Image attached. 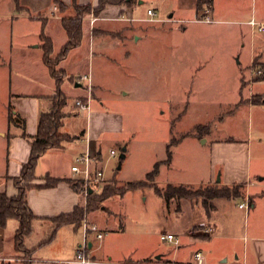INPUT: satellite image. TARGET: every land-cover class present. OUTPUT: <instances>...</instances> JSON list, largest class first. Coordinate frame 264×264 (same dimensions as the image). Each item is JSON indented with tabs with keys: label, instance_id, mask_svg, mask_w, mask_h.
Listing matches in <instances>:
<instances>
[{
	"label": "crops",
	"instance_id": "obj_1",
	"mask_svg": "<svg viewBox=\"0 0 264 264\" xmlns=\"http://www.w3.org/2000/svg\"><path fill=\"white\" fill-rule=\"evenodd\" d=\"M54 1L19 0V5L22 7L19 10L15 3L17 11L15 13H18V16H13L14 20L9 21L7 25L11 27L12 33L14 26L17 27L20 24L17 23L20 22L18 19H21L24 22L22 24L29 27L27 36L29 40L27 42L11 40L0 47V54L5 53V62L9 67V73H7L9 105L13 106L26 120V132L29 136L24 138L21 127L10 125L9 121L5 127H0V141L2 144L4 143L5 151L3 164L0 165V194L5 193L9 197H15L19 193L15 179L20 176L23 165L30 156L31 144L38 132L40 116L54 107V98L57 95V83L44 62V50L40 39L42 32L51 39L54 58L59 56L62 48L68 42V34L63 26L64 16L54 6ZM60 1H63L69 8L74 2V0ZM77 2L80 5L95 7L99 0H77ZM182 2L183 0H175L174 14L168 18L159 17L160 13L156 7H149L147 9L149 18H144L140 12V7L144 2L136 0V4L133 5L127 3L108 5L99 18L89 16L84 19L82 45L72 50L59 66L67 72V77L61 84V91L68 98V105L63 109L67 117L64 119L62 132L78 137V139L67 143L63 149L48 151L40 159L36 173L43 167L44 174L37 175V180L33 184L43 186L46 183L44 180L46 175L62 179V181L56 187L33 188L28 191L27 197L30 208L38 220L35 222L34 233L25 242L24 249L17 248L15 243V234L20 226L19 220L10 219L4 227H0V264H75L73 261L77 250L83 242L82 228L77 230L72 225L60 228L58 232L71 226L75 235L70 240L69 247L51 248L58 234L48 242L51 227L50 223L44 219L70 214L74 212L77 206H82L84 209L87 206L88 199L83 192H77L67 182V180L72 179L70 171L72 164L76 157L85 150V142L83 141L85 137L91 139L92 147L97 158L99 157L98 160H101L103 154L104 137L116 138L115 141H118L120 145L124 143V141L117 140L119 139L117 137L123 134L126 118L121 113L110 112L107 109V103L116 100L120 95L121 97L128 96L129 93L125 91L124 87H121V91L118 92V88L109 86L107 78L113 73V67L109 65L111 64L110 60L133 58L137 42L146 36L145 23L172 25L193 21L212 25L219 21L214 19L216 13L215 0L211 10L200 11H197V0H193L191 2L192 8L189 10L193 18H186L188 15L182 13V10H186L182 8ZM149 10H153L156 15L150 16ZM68 12L70 13L65 15H73L71 10ZM204 15H209L212 23L199 22L198 18ZM246 23L255 31L254 38L252 37L254 52L251 56L250 66L255 59L258 66L264 67V31H259V28L264 26V18L258 16L255 10ZM187 30V27H183V31L186 32ZM18 31L23 36L24 31ZM96 62H98L97 66ZM100 66H102V70L98 72ZM87 74H91L93 79L92 112L87 113L86 124L78 127L81 113L85 110L79 108L76 102L79 99H86L88 95L86 83L80 81V78ZM243 81L245 82L244 76L240 77L241 87H243ZM249 87L251 96H264V80L254 82ZM254 87H256V91ZM242 102H246L245 105ZM94 107L98 108L96 112ZM242 108H248L249 112L256 110V128L261 135L257 139L255 151L254 148H251L249 140L241 139L238 135L213 139L212 132L208 134L212 129L209 132L205 131L203 136H187L177 145L182 144L187 138H196L199 142L202 141L204 146L210 145L211 166L204 180L197 183L175 185L197 186L207 184L232 187L245 184V198L240 200L214 199L212 203L215 209L210 213H207L201 201L182 200L180 210L176 209L177 212H181L184 202L188 201L192 202L190 203L192 206L196 205L198 208L201 206L202 218L194 219L188 227H185L184 235L191 242L183 240L179 241L178 245L175 244L177 246L176 256L171 259L161 256L165 262L188 264L192 262L195 252L202 251L206 258V264H264V104L249 103L245 100L236 103L229 114L238 122L240 121L238 118H241L239 113ZM71 122H77V130H71ZM204 125H210V123ZM83 133L84 135L81 136ZM60 156L66 157L67 160L59 161L58 157ZM114 201H110L111 204ZM233 201H239L238 205L241 211H244L240 208L241 205L247 204L250 208L247 215L242 216L244 229L234 226V222L238 224L240 215L235 213ZM115 214L119 213L113 208L109 211L90 212V220L98 223L104 229L99 221L102 223L107 221L108 223L104 224H109ZM36 225H38L37 228ZM112 227L108 226V230H113ZM209 227L213 229L212 233L206 232ZM193 230L195 234H192ZM35 233H39L42 237L39 246H33L28 241ZM107 247V241L96 243V239L92 238L90 242L91 254L98 261L106 264H118L127 261L130 264L134 263L131 261V256L119 262H113L110 256L104 258L103 255L106 254ZM185 251V258L181 259L180 255Z\"/></svg>",
	"mask_w": 264,
	"mask_h": 264
},
{
	"label": "rangeland",
	"instance_id": "obj_2",
	"mask_svg": "<svg viewBox=\"0 0 264 264\" xmlns=\"http://www.w3.org/2000/svg\"><path fill=\"white\" fill-rule=\"evenodd\" d=\"M140 1L144 2L140 7L144 18H149V7H156L159 17L168 18L174 14L175 0ZM191 2L193 0L182 2V8L186 9L182 13L188 15L186 18H193L192 13H189ZM215 8L214 19L219 21L212 25L193 21L172 25L145 23L146 36L137 42L133 58L110 60L113 73L107 78L109 86L118 88V92L124 87L129 93L128 96L120 95V99L107 103L110 112L121 113L126 118L123 134L117 137V140L124 143L120 145L115 141L116 138H103V154L101 160L97 159L96 166L103 169L105 181L92 194L102 193L105 189L107 192L118 193L126 191L130 183L143 184L142 188L128 190L125 195H112L113 197L100 204L108 211L113 208L119 213L111 218L109 224H104L107 221H99L104 229L94 222L104 235L96 243L107 241L108 247L103 257L110 256L113 262L131 256L133 264H167L161 256L171 259L176 256L177 251L174 242L167 239L169 234L179 241L191 242L183 231L194 219H201L202 214L201 206H192V202L188 201H201V198L188 199L184 202L183 210L177 212V205L169 206L155 193L153 187L204 180L211 166V147L204 146L196 138H187L182 144L171 148L173 157L169 162L168 147L172 140H178L198 124L209 122L207 132L212 129L208 134L212 132L213 139L238 135L241 139L249 140L255 151L257 139L261 135L256 128V110L249 112L248 108H242L239 122L229 112L242 100L251 103L255 97L264 98L260 95L251 96L249 89L252 81L250 61L254 52L252 37L254 38L255 31L246 23L255 10L258 16L264 18V0H215ZM15 12L14 0H0V47L11 40H29V27L24 26L21 19H18L20 22L17 23L20 24L17 27H12L15 33L10 31L11 27L7 24L14 20L13 16H18ZM183 27L188 30L183 31ZM18 30L24 31L23 36ZM5 59V53H1L0 127H5L9 121V67ZM254 63V68H257L255 59ZM101 70L102 66L98 68V72ZM242 76L245 77L243 87L240 86ZM253 80L255 82L254 78ZM254 90L256 91V87ZM242 103L245 105L246 102ZM97 109H94L95 112ZM80 117L78 127L86 124L87 112L81 113ZM71 123V130H77V122ZM3 145L0 141V165L3 164L5 153ZM123 147L127 148L126 158L119 170ZM112 148L117 153L115 157H110ZM58 159L67 160L64 156ZM158 164L159 172L154 182L149 177ZM42 174L43 167L37 171L38 176ZM210 186L213 185L189 187L197 190ZM81 188L83 190V186ZM112 200H115L113 204L110 202ZM233 202L235 213L240 215L238 224L234 222V226L244 229L242 216H246L250 208H241L244 210L241 211L239 201ZM87 214L90 219V211ZM108 226H113V230H108ZM194 230L192 234H195ZM57 234L51 248L69 247V242L75 235L71 226L61 229ZM28 241L33 246H39L42 237L35 233ZM184 255L186 251L180 258L184 259Z\"/></svg>",
	"mask_w": 264,
	"mask_h": 264
},
{
	"label": "trees",
	"instance_id": "obj_3",
	"mask_svg": "<svg viewBox=\"0 0 264 264\" xmlns=\"http://www.w3.org/2000/svg\"><path fill=\"white\" fill-rule=\"evenodd\" d=\"M18 10L22 9L19 5V0H14ZM127 3L128 5L136 4V0H99L98 5L93 7L92 5H80L77 0H74L71 8H69L63 1L55 0L54 6L58 11L63 14V26L68 34V42L62 48L61 53L57 58L53 57V43L43 32L40 35L42 47L44 50V62L48 66L51 75L57 83V95L54 98V107L46 113H42L39 119L38 132L34 137V141L31 144V153L27 162L23 165L21 174L15 179L16 186L18 187V195L15 197H9L7 194H0V227H4L10 219H17L20 222V226L15 234V243L17 248L24 249L26 240L34 233L35 222L38 217L33 213L28 202V191L33 188H52L56 187L62 179L51 177L46 175L43 186H36L33 183L37 180V166L40 159L50 150L63 149L67 143L73 142L78 137H73L62 132L64 126V119L67 117L63 109L68 105V98L61 91V84L67 77V72L60 68V63L67 58L72 50L79 48L83 43L84 38V19L89 16L99 18L108 5H120ZM214 0H197V11L211 10L213 8ZM72 11V16L65 15ZM258 66V65H257ZM258 75L255 76V82L264 80V67L258 66ZM254 104H264V99L255 97L252 101ZM9 123L21 127L23 130V137L28 138L26 132V120L23 119L16 109L9 105ZM208 130L207 125H197L192 131L183 135L178 140H172L168 147L169 162L172 161L173 152L171 148L177 145L182 139L187 136H203V131ZM203 133V134H202ZM84 133L81 135L83 136ZM80 138V137H79ZM99 158V157H98ZM159 172V164L156 169L150 175L155 182V176ZM67 182L77 191L82 192L81 186L83 184L76 183L71 179ZM142 182L130 183L126 191L121 192H107L105 189L102 193L91 194L87 200V211L96 212L100 209L108 211L101 205L103 201H106L113 197L112 195H125L128 190H135L142 188ZM155 193L161 196L166 203L170 206L173 203L177 204V210H180V202L184 199H200L203 207L210 213L215 209L212 200L217 198H224L230 200H240L245 198V184H238L232 187H219L210 186L203 189L192 190L191 187L186 185L167 184L164 187L155 185ZM100 206V207H99ZM85 209L82 206H77L74 212L70 214H63L55 218L44 219L50 223L51 235L48 242H50L58 230L64 226L72 225L75 229L82 228ZM123 227V225H122ZM52 238V239H51ZM47 243V242H46ZM167 264H172L168 261Z\"/></svg>",
	"mask_w": 264,
	"mask_h": 264
},
{
	"label": "built area",
	"instance_id": "obj_4",
	"mask_svg": "<svg viewBox=\"0 0 264 264\" xmlns=\"http://www.w3.org/2000/svg\"><path fill=\"white\" fill-rule=\"evenodd\" d=\"M148 14L150 16H155L156 13L153 10H149ZM94 20V19H93ZM199 22L204 23H212V19L209 15H204L200 18H198ZM260 32L264 31V26H261L259 28ZM254 60L252 62V68H250L251 73V83H254L253 78H255L256 75L259 74L256 68H254ZM80 81L83 83H86L87 87V98L86 99H79L76 102V105L85 110L87 113H90L91 111V103H92V87H93V79L91 74L82 75L80 78ZM85 142V150L79 154L74 163L72 164L70 171L72 173V179L73 181H79L83 184V194L85 195L86 199H88L89 195L91 194V190L96 191V188H98L102 182L105 181L104 178V171L103 169L96 166L97 164V155L95 150L92 147L91 139L89 137H85L83 139ZM116 151L113 149L110 151V157L116 156ZM249 206L241 205L240 208H248ZM88 211L87 206L85 207L84 212V218L82 223V232H83V242L79 246L76 257L73 261L75 264H106L104 262L98 261L94 259L92 256L91 248H90V242L92 238H95L96 240H102L104 235L102 233L101 228L94 222H92L88 217ZM207 233H212L213 229L211 227L206 229ZM167 239L171 242H174V244L178 245L179 240L172 234H169L167 236ZM188 264H206V258L202 251H197L193 255V259L191 263Z\"/></svg>",
	"mask_w": 264,
	"mask_h": 264
},
{
	"label": "water",
	"instance_id": "obj_5",
	"mask_svg": "<svg viewBox=\"0 0 264 264\" xmlns=\"http://www.w3.org/2000/svg\"><path fill=\"white\" fill-rule=\"evenodd\" d=\"M77 86H79V85H77ZM126 152H127V148L126 147H123L122 149H121V154H120V164H119V166H118V169L120 170L121 168H122V161L126 158ZM218 182H220V179H218ZM94 191L93 190H91V194L93 193ZM160 258V257H159Z\"/></svg>",
	"mask_w": 264,
	"mask_h": 264
}]
</instances>
